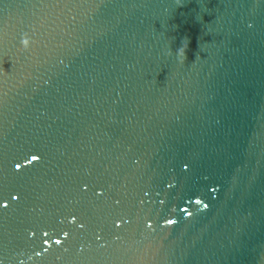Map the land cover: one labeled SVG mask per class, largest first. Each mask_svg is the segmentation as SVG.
Here are the masks:
<instances>
[{"label":"water","instance_id":"1","mask_svg":"<svg viewBox=\"0 0 264 264\" xmlns=\"http://www.w3.org/2000/svg\"><path fill=\"white\" fill-rule=\"evenodd\" d=\"M0 264H264V0H0Z\"/></svg>","mask_w":264,"mask_h":264},{"label":"snow or ice","instance_id":"2","mask_svg":"<svg viewBox=\"0 0 264 264\" xmlns=\"http://www.w3.org/2000/svg\"><path fill=\"white\" fill-rule=\"evenodd\" d=\"M169 222H171V221H169Z\"/></svg>","mask_w":264,"mask_h":264}]
</instances>
